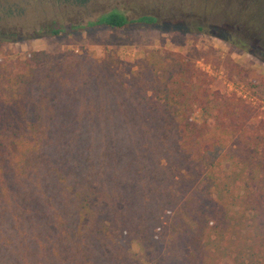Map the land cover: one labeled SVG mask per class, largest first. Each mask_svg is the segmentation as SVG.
I'll list each match as a JSON object with an SVG mask.
<instances>
[{
	"label": "trees",
	"instance_id": "obj_1",
	"mask_svg": "<svg viewBox=\"0 0 264 264\" xmlns=\"http://www.w3.org/2000/svg\"><path fill=\"white\" fill-rule=\"evenodd\" d=\"M29 3L0 0V23L25 19ZM190 4L243 31L253 25L263 40L264 0ZM97 23L161 26L118 11ZM7 41L0 34V54ZM210 83L178 51L129 66L111 53L1 61L0 264H140L135 243L147 264H264V121H251L243 96Z\"/></svg>",
	"mask_w": 264,
	"mask_h": 264
},
{
	"label": "rangeland",
	"instance_id": "obj_2",
	"mask_svg": "<svg viewBox=\"0 0 264 264\" xmlns=\"http://www.w3.org/2000/svg\"><path fill=\"white\" fill-rule=\"evenodd\" d=\"M190 1L86 0L83 6L55 7L44 0H31L25 19L1 21L0 34L9 41L3 43L0 62L15 63L34 51L51 53L57 60L71 54L100 60L111 53L123 66H129L153 51H178L209 72L212 89L235 91L243 96L252 110L254 124L264 121V30L261 41L253 25L247 31L240 30L215 9L191 5ZM112 11L121 12L130 20L154 15L161 26L129 24L120 29L97 23L103 14ZM179 23L188 25L190 30L174 28ZM199 25L203 31L197 30ZM57 28L62 34L52 35ZM225 56L244 69L242 75L236 76L238 69L223 65ZM189 115L191 123H200L201 104L197 103ZM133 248L138 262L147 264V255L138 244Z\"/></svg>",
	"mask_w": 264,
	"mask_h": 264
}]
</instances>
